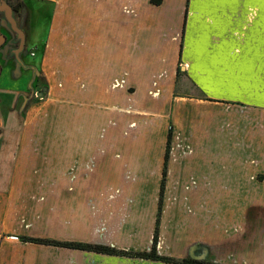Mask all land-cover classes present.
I'll return each mask as SVG.
<instances>
[{"label": "crops", "instance_id": "obj_1", "mask_svg": "<svg viewBox=\"0 0 264 264\" xmlns=\"http://www.w3.org/2000/svg\"><path fill=\"white\" fill-rule=\"evenodd\" d=\"M27 5L31 48L40 50L41 36H48L55 70L48 74L63 82L62 96L53 99L64 100V107L51 106L46 120L25 113L32 73L4 65L0 264H166L22 237L150 252L169 122L158 255L215 263L234 252L243 258L249 196L264 191V159L248 156L250 147H264V0ZM28 64L36 74L41 70L40 57ZM178 70L186 84L178 82ZM189 84L202 99L176 93ZM62 114L63 124L57 122ZM217 122L229 130L224 146L216 141ZM201 128L208 139L214 133L215 142L197 139ZM253 133L255 140L249 139ZM247 164L258 165L250 170ZM239 165L247 170L233 172ZM251 185L261 188L252 191Z\"/></svg>", "mask_w": 264, "mask_h": 264}, {"label": "rangeland", "instance_id": "obj_2", "mask_svg": "<svg viewBox=\"0 0 264 264\" xmlns=\"http://www.w3.org/2000/svg\"><path fill=\"white\" fill-rule=\"evenodd\" d=\"M153 4H159L160 0H151ZM28 0H26V5H27ZM189 2V0H188ZM188 4V3H187ZM27 7H29L27 5ZM26 8V6H25ZM26 10H30L27 9ZM254 11H256L255 8H250V12L254 13ZM30 12V11H29ZM185 21H187L188 19V14H189V5L186 6V10H185ZM44 21V20H43ZM30 31V29H29ZM33 35V34H32ZM30 37V45L33 39V37ZM38 40V39H37ZM41 42V49L39 50V47L37 46L36 48L33 47V49L31 48V54H35V57H40V61H41V70L37 71L39 72L37 74L36 77H40L39 78V85H37L36 87L32 86V88H30V92H36V91H42L43 88H46V92L42 95V97H37L35 96L34 98H29V95L26 97V101L24 103V107H23V111L27 114L30 113V115H35L37 116V119H48L49 117H47V112L50 111L51 106L53 107V105H58L57 107H59L60 109L63 108L64 106V100H59V101H55L53 98H55V94L58 96H62L63 94V82L59 81V79L53 80L51 76L49 77V70L50 71H55L54 69H52L51 67L54 65H51V55H54V52L51 53V49H50V45L48 42V36L44 35L41 36V39L39 40ZM131 45L134 43V40H131ZM61 53H63L62 51H58V58L60 59L59 55H61ZM36 59V58H35ZM36 61V60H35ZM63 61V60H62ZM44 71V72H43ZM45 73V74H44ZM47 74V75H46ZM185 75L181 74L178 70L177 72V80L178 82L182 83L184 82L185 84L187 83V80L185 79ZM36 79V78H35ZM185 79V80H184ZM1 80V77H0ZM2 81V80H1ZM12 84V86H14V84H16L15 82H10ZM179 83V85H180ZM183 83V84H184ZM9 84H4L3 82H0V86H8ZM176 93H179V96H184L186 97V95L189 96H193L196 98H200L202 99V95L198 92V89H194V87H192L190 84L186 85V89L184 90V93H182V88L178 87V90H176ZM187 101H189L188 99H185ZM196 102V100H193ZM194 102V103H195ZM208 102V101H207ZM42 111V113L40 112ZM60 120L58 119L57 122L63 124L64 123V118H63V114L61 116H59ZM56 119V118H55ZM50 122V121H49ZM56 121H51L50 123H54ZM205 123L203 122V124L201 125V127L204 128ZM203 128L200 129V131L197 132V136L196 138L201 140V141H205V139H207V141H211L212 143L215 142L214 138L212 137V135H214V133H211L210 138L208 139L207 136V130H204ZM215 133H216V141L218 142L219 145L224 146V142H226L227 138H228V132L229 131L226 127H221L220 124L217 122L215 127H214ZM226 130V131H225ZM172 132H173V127H172V123L169 122V139L168 141L172 140ZM253 138L252 136H250L249 139H253L255 140V134L253 133ZM230 138L228 139L229 142ZM250 141V143H252V141ZM202 143V142H201ZM205 144V143H202ZM264 146V144H262ZM205 149V147H203ZM207 149V148H206ZM220 156L222 155L221 153L224 152V147L223 149H220ZM250 152L248 154L250 159L253 160H262L264 159V147L261 148H257L256 145H254V148L250 147ZM258 164H247V169H252L253 167H257ZM259 165H261L259 163ZM245 165H242L240 167V165L238 167H233V172L236 173H243L244 171H246L244 169V171L241 170L242 167H244ZM164 171V170H163ZM197 180V178H196ZM260 180H263V176L260 177ZM253 186L252 188H250V190L252 191H256L259 190L261 187L258 185H251ZM252 195V194H251ZM249 196V212H248V233H249V251L246 252L244 254V257L241 258L239 255H237V252H234V254H228L229 259L223 262H220L219 264H264V191L261 195L259 196ZM162 202V201H161ZM160 206V205H159ZM160 208V207H159ZM160 214V210L158 212V215ZM226 256V255H223ZM173 259V258H170ZM176 260V259H175ZM177 261H181V260H177Z\"/></svg>", "mask_w": 264, "mask_h": 264}, {"label": "flooded vegetation", "instance_id": "obj_3", "mask_svg": "<svg viewBox=\"0 0 264 264\" xmlns=\"http://www.w3.org/2000/svg\"><path fill=\"white\" fill-rule=\"evenodd\" d=\"M4 4L10 7L12 11V17L14 18L16 23V28L20 30L21 34L13 29L8 21L6 12L4 10H0V34L5 36L6 38L4 43L0 45V77L3 73L4 65H12L13 71L15 72L17 70H20L21 72L30 70L33 78L32 86L36 87L37 85H39L40 77H36L37 74L35 73V71L33 72V70L30 69L31 65L28 64V62L32 60V57L35 56V54H31L30 45V37L34 32L32 30L33 27L31 23V12H29L30 10H26V8L29 9L26 5V0H2L1 7H3ZM32 86L30 88H32ZM42 91L44 92H30L29 90L27 92V96L29 95V98L31 96V98H34L35 96L42 97V95L46 92V88H43ZM191 261L219 264L201 260Z\"/></svg>", "mask_w": 264, "mask_h": 264}, {"label": "trees", "instance_id": "obj_4", "mask_svg": "<svg viewBox=\"0 0 264 264\" xmlns=\"http://www.w3.org/2000/svg\"><path fill=\"white\" fill-rule=\"evenodd\" d=\"M170 144H171V141L169 140L167 153L165 157L163 180L161 184V201H162L163 194H164L165 178H166V172H167V163H168V158H169ZM161 201H160L159 210L161 209ZM159 224H160V214L158 215V218H157V225H156V230L154 234L152 250L149 253L119 251V250L106 247V246L89 245V244L74 243V242H57L54 240L33 238V237H22V241L25 243L38 244L42 246H54V247L72 249V250L94 252V253L102 254V255L132 257V258H140V259H146V260H152V261H160L166 264H211V263L196 262V261H191V260L177 261L175 259H170V258L162 257L158 255L157 245H158V235H159Z\"/></svg>", "mask_w": 264, "mask_h": 264}, {"label": "water", "instance_id": "obj_5", "mask_svg": "<svg viewBox=\"0 0 264 264\" xmlns=\"http://www.w3.org/2000/svg\"><path fill=\"white\" fill-rule=\"evenodd\" d=\"M1 3H2V0H0V10H4L6 12L8 21L11 24V26L13 27V29L15 31H17L19 34H21L20 30H18L16 28V23H15L14 18L12 17V11H11L10 7H8L5 4L3 5V7H1ZM5 39H6L5 36H3L2 34H0V40H1L0 41V45L4 43Z\"/></svg>", "mask_w": 264, "mask_h": 264}]
</instances>
